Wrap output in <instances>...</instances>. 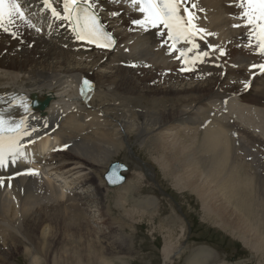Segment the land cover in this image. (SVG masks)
Instances as JSON below:
<instances>
[{
	"label": "bare ground",
	"instance_id": "6f19581e",
	"mask_svg": "<svg viewBox=\"0 0 264 264\" xmlns=\"http://www.w3.org/2000/svg\"><path fill=\"white\" fill-rule=\"evenodd\" d=\"M232 2H199L200 13L205 12L200 22L212 33L208 41L217 51L193 66L192 76L173 74L176 64L163 53L155 34L134 27L126 34L117 30V26L129 25L126 14L119 19L106 15L119 39L116 51L108 57L102 52L80 53L73 38L63 31L60 38H52L46 30L43 36L31 32L32 50L26 46L19 49L17 43L12 49L0 45V97L15 96V104L18 98L28 104L31 96L40 101L51 97L45 116L31 109L25 112L22 107L13 118L27 119L37 129L26 142L42 138L25 149L24 155L32 154V163L39 155L43 157L37 163L43 176L19 177L11 186L5 181L0 187V264L12 263L22 248L38 254L66 243L73 254V247L80 254L84 245L87 253L82 251L80 259L76 252L68 257L77 256L76 262L110 264L103 247L109 231L98 232L89 224L82 227L81 222L96 208L101 214L96 221L107 226L108 218L102 217L106 210L102 205L104 189L96 183V173H104L125 145L135 154L136 144L146 145L159 156L155 160L158 166L177 177L178 189H188L198 197L206 216L218 221H213L215 225L219 223L223 231L234 229L240 239L252 236L244 245L260 255L259 250L264 249V74L254 79L251 75L259 70L253 65L264 63V56L246 46L245 29L232 27L240 23L229 18L239 11L229 6ZM22 3L27 9L47 12L42 0ZM100 3L112 12L123 10L115 8L119 2ZM196 42L201 52L206 51L203 42ZM220 50L225 55L221 56ZM86 56L89 63L83 60ZM131 64L134 68L128 69ZM169 71L172 74L168 75ZM87 77L95 80L97 90L83 103L75 97L74 88ZM245 83L254 88L247 92ZM65 146L66 152L61 150ZM140 169L141 180H146L149 168L140 165ZM130 191L124 188L120 193V207L128 202ZM142 201L135 206L141 207ZM147 205L150 208L154 203L147 201ZM245 221L246 227L241 225ZM172 242L167 239L163 248L164 264H174L182 253V243L176 247ZM201 257L207 260L209 256L204 253ZM191 263L204 264L197 258Z\"/></svg>",
	"mask_w": 264,
	"mask_h": 264
},
{
	"label": "rangeland",
	"instance_id": "374dc122",
	"mask_svg": "<svg viewBox=\"0 0 264 264\" xmlns=\"http://www.w3.org/2000/svg\"><path fill=\"white\" fill-rule=\"evenodd\" d=\"M229 44H231L230 41ZM103 70L105 72H110L107 69ZM253 88L254 87H250V91ZM253 94H255V92H253ZM133 142L135 143L136 141L133 140ZM134 148L136 149L135 153L138 152L136 154L137 156L156 168L157 176L162 186L166 190H172V194L176 197L175 199L182 205L185 216L191 221L195 222V227L193 228L194 230L192 232L191 238L189 239V242L187 243V247L175 260L174 264H192V259L196 258L197 261L204 262V264H264V249L259 250V255V253L255 252V250H250L244 245L245 242L252 239V236L240 239L239 234L234 229H227L226 231H223V229L219 227V223L215 225L214 222L218 221L213 220L214 218L211 219L212 216H210L209 214V217L206 216L207 214L203 211L198 197L188 189H178L176 185L178 183L177 177L167 173V168H165V170L167 171L164 172L163 169L158 166V162L155 161L157 158H159L158 155L153 154L150 148L148 149L146 145L140 147V145L136 144L134 145ZM113 159L114 160L112 161L118 160L121 162H125L126 164L131 166V172L128 175L127 181L128 184L126 183L128 187L125 184L118 190L107 191V193H105L104 205H106L107 209L104 210L102 217H106V219L108 218L107 220L109 221L106 220L105 222L107 226H105V224H102V220L96 221V219L99 220V216L101 217V215L96 213V209L89 211L92 212L91 215L90 213H88L89 216H87V218L90 217V219H85L83 222H81V226L83 227L89 224L92 228H96L95 230H97L98 232H104V230L105 232L109 231L108 243H106L107 245L103 243L104 246L103 244L102 246L106 248L105 253L108 255V261L110 264H162L164 255L163 249L162 253H160V250L163 244L165 246L167 239H169L170 242L173 241V245L179 247L182 241H186L188 236V229L186 227V224L179 213L176 211V208L170 200L161 198V196L153 189V186L151 184L141 180L139 170L140 168H135L136 164L132 160L127 146H124L122 148L121 154L115 156ZM160 169L162 171H160ZM163 174H165V176ZM166 175L171 176L172 178H169ZM99 179L100 178L98 177V183L102 182L101 179ZM93 188L94 187H92V190ZM122 188L131 189L130 194L128 195V202L123 204L124 208L119 206L121 204H118L121 202L120 198L122 195H120V193H122L123 191ZM141 200H143V204L141 205V207H136V203H140ZM147 201L153 202L154 206L148 208L149 206L147 205ZM131 206L134 208H132ZM141 209L144 210L142 211ZM139 210L141 211L139 213L141 215H136L135 213L139 212ZM106 212H108V214ZM143 212L145 213L142 214ZM126 215L129 217H127ZM130 216L132 219L130 218ZM211 222H213L212 225ZM241 225L246 227L248 226V223L246 221L241 222ZM180 229H183L184 231L180 232ZM213 230L220 232V234H216ZM231 232L233 233L232 235ZM116 233H119V235ZM209 234H212V237H210ZM242 239L246 240L242 241ZM122 242H124L123 245ZM110 243L113 244L110 245ZM68 245L69 243H66L63 246H58L55 244L50 247V250H47L43 253L39 252L38 254H35L33 249L32 251H24V248H22L20 249V253H18V255L15 257V260L13 259L11 261L12 263L10 264H52V262L54 264H63V262L64 264H81V262H83L82 264H85L84 260H79V262L74 261L75 259H78V257L80 259L86 252L84 245L82 244L81 246L80 254L79 252H76L74 250V247V254L71 251L72 249H70V252L68 249ZM238 246H240L239 250L237 249ZM117 248H119L120 251ZM227 248H229V250H227ZM58 249H61V256L64 255L65 257H60ZM82 251L85 252L83 253ZM75 252L78 257L75 256L74 258H68L70 255H76ZM204 253L209 256L207 260H203V257H201ZM256 254L258 257L256 256ZM66 260L68 261V263ZM59 261H61L62 263Z\"/></svg>",
	"mask_w": 264,
	"mask_h": 264
},
{
	"label": "snow or ice",
	"instance_id": "6c2138e0",
	"mask_svg": "<svg viewBox=\"0 0 264 264\" xmlns=\"http://www.w3.org/2000/svg\"><path fill=\"white\" fill-rule=\"evenodd\" d=\"M117 2L119 0H113V3ZM127 2L129 8L142 17L132 21L133 27L145 32L156 29L161 37H166L162 46L168 48L169 55L178 54L176 58L181 59L185 65L182 67V71H194L193 65L198 62L204 63V58L209 56V52H201L200 45L196 41L200 39L207 43L204 38L212 33L197 24L200 19L197 11H203L198 6L199 0H127ZM56 3L62 10H58L54 6ZM42 4L44 10L50 12L54 20L67 24L68 30L76 41L108 51L115 47V38L101 22L96 0H42ZM231 6L240 9L233 16V19L240 23L233 24L232 27L245 29L248 39L246 46L264 56V0H235L234 5ZM26 12L27 6L22 3V0H0V32L16 38V32L13 29L18 28L21 22L29 28H33L34 25L30 22ZM112 15L116 16L118 13L114 12ZM35 30L39 32L40 28L36 27ZM181 44L190 45V47L178 48L177 46ZM211 51L216 52L217 49L211 47ZM190 53H192L191 57ZM219 54L223 56L225 52L220 50ZM257 67L261 74H264V63L253 65V68ZM248 86L245 83V87ZM93 91L94 85L90 81L87 79L81 81L80 96L85 103L91 98ZM2 102L0 99V103ZM16 107H23L25 112L30 111L27 101L23 98H18ZM9 111H11V107L0 111V169L7 167L10 162H15L24 155L26 145L23 141L32 137L33 133L37 131L29 125L27 119L19 121L6 119ZM22 174L39 175L34 171ZM118 179V177L116 179L109 177V183H115ZM4 186L5 181L0 179V187Z\"/></svg>",
	"mask_w": 264,
	"mask_h": 264
},
{
	"label": "water",
	"instance_id": "95a60500",
	"mask_svg": "<svg viewBox=\"0 0 264 264\" xmlns=\"http://www.w3.org/2000/svg\"><path fill=\"white\" fill-rule=\"evenodd\" d=\"M119 173H120V168L116 165V166H114L112 168V172L110 173L109 177H114L115 178V177H117L119 175Z\"/></svg>",
	"mask_w": 264,
	"mask_h": 264
}]
</instances>
